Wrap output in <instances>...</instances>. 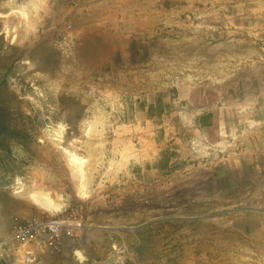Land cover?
<instances>
[{"label":"rangeland","instance_id":"1","mask_svg":"<svg viewBox=\"0 0 264 264\" xmlns=\"http://www.w3.org/2000/svg\"><path fill=\"white\" fill-rule=\"evenodd\" d=\"M252 9L0 0V264H264L262 243L244 222L230 233L214 219L211 189L181 160L168 166L155 133L184 121L176 109L188 86L237 123L264 122V34ZM52 216L76 224V242L52 252L35 234L11 235L15 222Z\"/></svg>","mask_w":264,"mask_h":264},{"label":"crops","instance_id":"2","mask_svg":"<svg viewBox=\"0 0 264 264\" xmlns=\"http://www.w3.org/2000/svg\"><path fill=\"white\" fill-rule=\"evenodd\" d=\"M249 1L253 11L261 10L254 16L262 19L259 33L264 34V0ZM196 94L194 87H184L182 105L176 109L185 115L184 121H170L163 132H155L156 136H165L164 162L169 166L179 159L185 174L200 173L204 191L211 189L207 191L211 197H207L212 199L214 219L228 226L230 233L237 232V226L244 222L246 234L264 247V122L237 123L224 116L222 109L196 99ZM151 134L146 131L139 136H125L123 141L138 142L150 139ZM171 151L173 157L169 156ZM176 172L174 169L170 174ZM35 243L48 249L41 239Z\"/></svg>","mask_w":264,"mask_h":264},{"label":"built area","instance_id":"3","mask_svg":"<svg viewBox=\"0 0 264 264\" xmlns=\"http://www.w3.org/2000/svg\"><path fill=\"white\" fill-rule=\"evenodd\" d=\"M75 223L62 216H52L43 221H20L15 222L11 228V235L14 239L27 242L34 234L39 236L41 243L50 251H59L62 243L76 242L77 236L74 233ZM25 261L31 262L35 257L26 252Z\"/></svg>","mask_w":264,"mask_h":264},{"label":"bare ground","instance_id":"4","mask_svg":"<svg viewBox=\"0 0 264 264\" xmlns=\"http://www.w3.org/2000/svg\"><path fill=\"white\" fill-rule=\"evenodd\" d=\"M38 200H39V202H40L41 204H45V205H48V204L51 205V203L53 202L52 199L47 198L46 196H42V197H41L40 199H38Z\"/></svg>","mask_w":264,"mask_h":264}]
</instances>
